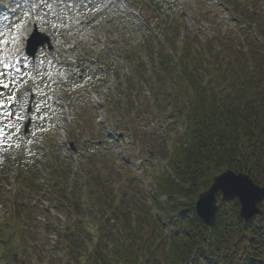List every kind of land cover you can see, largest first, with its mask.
<instances>
[{
	"label": "trees",
	"instance_id": "obj_1",
	"mask_svg": "<svg viewBox=\"0 0 264 264\" xmlns=\"http://www.w3.org/2000/svg\"><path fill=\"white\" fill-rule=\"evenodd\" d=\"M231 3L233 24L204 39L191 32L179 40V27L160 30L172 54H149L155 127L140 134L124 118L117 122L132 143L150 140L148 153L166 166L138 174L88 147L78 173L64 167L57 177L54 194L69 216L58 239L73 263L264 264V214L244 221L225 201L211 229L194 215L199 193L227 169L264 186V9ZM141 70L147 73L139 61L136 78L145 77ZM132 90L112 98V110L130 113Z\"/></svg>",
	"mask_w": 264,
	"mask_h": 264
},
{
	"label": "rangeland",
	"instance_id": "obj_2",
	"mask_svg": "<svg viewBox=\"0 0 264 264\" xmlns=\"http://www.w3.org/2000/svg\"><path fill=\"white\" fill-rule=\"evenodd\" d=\"M19 1L20 0H8L9 3H15L16 7L19 9L18 13L15 15L17 20L22 16L23 12L28 11L24 8V4L21 5ZM107 1L109 0H87L89 6L95 5L100 8V11L105 8ZM247 1H257L258 8L264 9V0H227L229 3L232 2L231 4H239L240 6H243ZM71 2H73V0H69V3ZM79 2L80 0H75L77 5H79ZM127 2L131 5V9L133 8L140 11L138 17L134 16L133 13L120 12L118 10V12L111 11L102 13L95 22L89 23L81 30L77 31L70 32L64 27H61L58 31H53L43 26L39 27L41 31L47 32L52 37L53 49H44L43 56L39 55V52L37 53L40 66L39 72L43 74V78H38L35 94L32 95L34 99L32 102L29 100L33 109L35 103L43 99L40 95V91L50 96L51 91L49 87L45 85H50L52 89L56 87V85L52 83V79H49V72L53 75H59L58 69H56L59 66L63 68L62 71L65 73H71L74 67H78L81 71H84L87 69L88 64L91 63V57L97 56L101 63L104 62L100 57L114 63V68L121 75L132 76V66L126 63L125 59L122 58V53H118L119 51H116V49L122 47V44L126 43L129 45L128 48L134 49L138 46L141 47L143 42L141 40H143L144 34L155 32L150 27L149 21H153V25L157 29H165V25V27H179L180 30H182L181 33H183V31L185 33L192 32L201 35L203 39L211 36L217 28L225 30L229 25H232L231 16L223 0H127ZM181 7H185L183 14L178 12ZM78 10L82 13L81 15L77 16L76 11H73L70 14L71 18L65 17L68 25H70L72 19L80 17L87 18L94 12L86 11L84 8H79ZM141 10L145 13H142ZM206 11H211L214 16L206 19L203 15ZM63 40L66 41V45L76 43L78 47L67 53L59 46V42ZM161 44L166 46V44ZM153 45L155 46V44ZM1 46L3 45H0V47ZM166 47L164 51L170 54L168 46ZM149 49L150 47H145L144 50L143 46L141 50L138 48V53H136V51L131 53L133 55L136 53L137 56L140 55L141 61L143 63L146 62L149 67V63L151 64L149 60ZM126 55H128V53ZM71 56H74L78 60L77 64L74 66L68 63V57ZM41 60L44 62L41 63ZM48 61H52V64L50 65ZM104 64L105 70L103 72L97 71V76L101 73L106 75L110 73L109 69H106V63ZM142 72L145 74V77L143 78L140 75L131 83L133 86L131 95L135 98H133L132 110L130 113L128 111L124 114L117 113L116 117L112 119H109L107 116V97L109 93L112 92H115L117 95H123V93H125L123 92L125 88L124 85L119 86V81L116 80L114 76L108 78L106 84L104 83L107 79H102V82L99 79H95V81H100L96 82V88L91 86L94 81L93 79L90 81L81 80V82L84 83V87L82 89H76L75 91L71 90V81L79 78L72 75L68 76L67 80H65L64 77L60 76L62 80L60 87L63 88V94L60 100L67 103V95L73 100V106H71L72 117L70 116V118L71 121H79L76 126L77 130L73 132L80 134L84 133L83 141H81L87 143V132L89 133L94 129L95 135L97 136L102 133L98 125H101L103 128L105 127L103 131L104 139L112 145L113 152L116 156L130 160L133 168L139 172H144L151 164L163 167L165 166V162L161 160L158 153H148L150 140V142L148 140L145 142V138L142 145L138 143L131 144L126 137H124V141H120L114 134H117V121L122 120V118H124V122L133 126L140 134L142 131L146 132L151 130L150 128L152 125H150V120L148 118L149 107H147L149 101V88L146 82L149 73L147 70V73H144L145 70ZM141 78H143L145 82H143ZM118 89L121 90L118 92ZM4 91L6 94H9V90ZM121 91L123 93H121ZM117 95H113L114 99H116ZM125 103L128 104L129 101H125ZM50 106L56 110V115L51 116V112H49L48 109H42L43 112H49L51 120L49 123L44 124V127L49 129L48 131L37 133V136L40 138L41 147H35V143L29 146L38 153L36 162L30 165L32 167L33 165L36 166L42 178L50 177V168L48 170L47 166H52L51 170H53L58 164H67L72 161L74 170V167L78 168L81 162L78 157L72 154L69 146L63 142V137L58 133L57 124L64 123L66 127L71 125L62 114V107L52 105L51 103ZM52 124L56 126L52 127ZM39 125V121L34 122L35 127H39ZM176 131L179 136L181 135L182 128H178ZM22 155L20 150L13 149L8 156H15L16 161H20ZM143 158L149 165H147L146 168L144 166L145 162H143V165L141 162ZM23 159L27 160L32 158L23 155ZM18 175V163L11 162L10 166V161L6 160L4 164L0 165V203L3 206V210L0 211V243L6 245V241L10 237V231L7 232L5 230L14 222L16 217L14 214L15 206H23L24 203H26V208L24 207L20 210L23 221L17 223V230L15 232V237L17 234L23 233V235H21L23 238H15L13 246H10L14 264L69 263L67 256H65L61 250L62 245H58L54 234L48 231L49 227L53 225L52 223L55 224L59 220L64 221L66 215L57 211L52 203V193L45 188H43V191L39 194L32 192L31 195H29L28 192L25 191L20 195L18 191L21 187L17 179ZM146 176L147 175H145V185L147 190L151 192L152 184L149 183ZM31 177L30 174L26 175V183H28V180H31ZM40 183L43 184V181L41 180ZM162 199L165 200L166 197L164 196ZM33 203L34 206L32 205ZM0 264L7 263L0 261Z\"/></svg>",
	"mask_w": 264,
	"mask_h": 264
},
{
	"label": "snow or ice",
	"instance_id": "obj_3",
	"mask_svg": "<svg viewBox=\"0 0 264 264\" xmlns=\"http://www.w3.org/2000/svg\"><path fill=\"white\" fill-rule=\"evenodd\" d=\"M79 8H84L86 11H100V8L95 5L89 6L87 0H80L79 5L75 3V0L71 3L69 0H39L33 8L23 12L17 21L6 24L4 30H0V37L6 33L12 34V43L16 45V55L0 59V165L4 164L6 160L10 161V166L11 162H16L21 167L36 162L38 153L29 146L40 143L37 133L49 130L44 127V124L51 120L49 112H51V116L56 115V110L51 108L49 102L53 101L60 106L63 105L61 101H54L52 96L40 91L43 99L35 103L34 109L32 108L29 103L30 96L35 94L36 79H42L43 74L36 71L35 66L31 71H26L29 68L26 52L28 47H31V55L35 57L39 50V55L43 56L47 34L41 36L36 29L40 26L53 31H58L61 27L68 28L69 25L65 17L71 18L70 14L73 11H76L77 16L81 15ZM29 21L34 29L30 34L31 39L24 35ZM76 23L79 21L77 20ZM5 43H7L6 40L0 39V45ZM20 43L25 45L24 49L19 48ZM48 46L50 47V42H48ZM21 61H23L22 65ZM43 62L41 60V63ZM48 63L51 65L52 61H48ZM104 70L105 64L101 63L97 56H92L91 63L88 64L86 70L81 71L78 67H74L71 73L60 71L59 75L65 80L72 75L78 77L79 79L71 81V90L75 91L84 87L81 80L101 79L96 75V72ZM28 79L33 81L34 87L29 92H20V89L28 83ZM49 79H51V74H49ZM45 86L49 87L50 91L54 90L50 85ZM4 90H9V94H6ZM42 109H48L49 112H43ZM37 121L40 122L39 127L34 126V122ZM55 126L52 124V127ZM10 149H19L24 156L32 159L22 158L21 161H16L15 156L7 155ZM218 194H222L223 200L235 202L233 208H239L240 211L237 215L241 219H250L255 215L257 200L264 199V190L258 191L256 185L247 175H236L226 170L222 174L216 175L211 186L200 193L194 215L205 221L214 222L216 215L220 212L217 203ZM5 255V251L0 249V257Z\"/></svg>",
	"mask_w": 264,
	"mask_h": 264
},
{
	"label": "water",
	"instance_id": "obj_4",
	"mask_svg": "<svg viewBox=\"0 0 264 264\" xmlns=\"http://www.w3.org/2000/svg\"><path fill=\"white\" fill-rule=\"evenodd\" d=\"M49 39H48V37H47V41H48ZM229 171H231V172H233L234 174H236V175H247L248 176V178L253 182V184H255L256 185V187H257V189H258V191H261V190H264V186H260V185H258V184H256L255 182H254V180L247 174V173H243V172H239V173H237V172H235V171H233V170H231V169H228ZM226 171V170H225ZM224 171V172H225ZM223 173V172H222ZM222 173H220V174H222ZM211 186V185H210ZM209 186V187H210ZM203 192V191H202ZM200 195V194H199ZM222 195V194H221ZM198 198H199V196H198ZM221 200L222 201H226V200H223V198L221 197ZM264 201V199H260V200H257V202H256V211H255V215H253L250 219H244V220H246V221H249V220H251L252 218H254L255 216H257V215H262L263 214V210H262V208L259 206V203L260 202H263ZM217 203H218V196H217ZM198 205V199H197V201H196V203H195V208H196V206ZM219 206V205H218ZM201 219V218H200ZM216 219H217V215H216V217H215V221L214 222H208V221H205V220H203V219H201L202 220V222L210 229L211 227H213L214 226V224L216 223Z\"/></svg>",
	"mask_w": 264,
	"mask_h": 264
}]
</instances>
